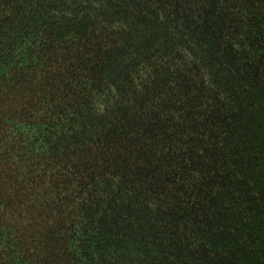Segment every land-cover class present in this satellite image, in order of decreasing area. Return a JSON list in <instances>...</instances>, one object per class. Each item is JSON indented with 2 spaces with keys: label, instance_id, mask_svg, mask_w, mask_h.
I'll use <instances>...</instances> for the list:
<instances>
[{
  "label": "trees",
  "instance_id": "obj_1",
  "mask_svg": "<svg viewBox=\"0 0 264 264\" xmlns=\"http://www.w3.org/2000/svg\"><path fill=\"white\" fill-rule=\"evenodd\" d=\"M0 264H264V0H0Z\"/></svg>",
  "mask_w": 264,
  "mask_h": 264
}]
</instances>
